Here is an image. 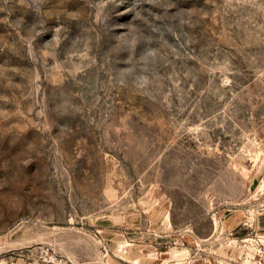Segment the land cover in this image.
<instances>
[{
	"label": "rangeland",
	"instance_id": "rangeland-1",
	"mask_svg": "<svg viewBox=\"0 0 264 264\" xmlns=\"http://www.w3.org/2000/svg\"><path fill=\"white\" fill-rule=\"evenodd\" d=\"M264 264V0H0V258Z\"/></svg>",
	"mask_w": 264,
	"mask_h": 264
},
{
	"label": "built area",
	"instance_id": "built-area-1",
	"mask_svg": "<svg viewBox=\"0 0 264 264\" xmlns=\"http://www.w3.org/2000/svg\"><path fill=\"white\" fill-rule=\"evenodd\" d=\"M0 264L14 263L7 259L0 258ZM24 264H61V261L58 260V255H50L48 252H46L28 256Z\"/></svg>",
	"mask_w": 264,
	"mask_h": 264
}]
</instances>
